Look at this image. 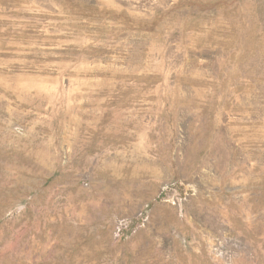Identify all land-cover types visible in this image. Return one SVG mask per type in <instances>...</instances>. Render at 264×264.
Segmentation results:
<instances>
[{
	"label": "rangeland",
	"instance_id": "374dc122",
	"mask_svg": "<svg viewBox=\"0 0 264 264\" xmlns=\"http://www.w3.org/2000/svg\"><path fill=\"white\" fill-rule=\"evenodd\" d=\"M0 264H264V0H0Z\"/></svg>",
	"mask_w": 264,
	"mask_h": 264
}]
</instances>
